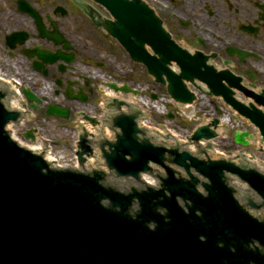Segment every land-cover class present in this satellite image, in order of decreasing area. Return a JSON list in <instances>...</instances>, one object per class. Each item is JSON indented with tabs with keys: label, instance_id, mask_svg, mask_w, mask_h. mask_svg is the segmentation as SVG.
I'll use <instances>...</instances> for the list:
<instances>
[{
	"label": "water",
	"instance_id": "1",
	"mask_svg": "<svg viewBox=\"0 0 264 264\" xmlns=\"http://www.w3.org/2000/svg\"><path fill=\"white\" fill-rule=\"evenodd\" d=\"M110 10L116 22L104 29L156 82L166 83L172 99L191 103L195 96L184 80L205 82L213 95L248 118L264 141V112L257 107H264V90L240 87L255 103L243 104L221 85L225 79L238 88L233 77L217 73L201 53L191 55L175 44L142 2L112 0ZM32 56L43 63L72 60V54L59 52L35 51ZM172 61L178 73L168 67ZM6 92L0 89V264H264V172L245 160L209 157L208 140L216 136L209 125L190 135L193 151L177 139L171 144L152 140L138 126V112L118 111L108 121L114 138L94 141L101 149V165L57 169L9 136L5 126L17 122L20 114L2 103ZM24 93L36 100L30 90ZM121 104L113 99L110 106ZM46 113L69 116L64 108L51 105ZM210 124L216 127L218 120ZM246 135L252 138L236 132L234 141L247 145ZM23 136L34 138L30 130ZM79 138L76 154L82 167L93 151L86 132ZM45 139L59 146V139ZM201 139L207 143L199 144ZM142 173L151 174L158 185L134 184L132 180L142 183ZM109 178L127 179L126 190ZM234 179L250 191L234 185Z\"/></svg>",
	"mask_w": 264,
	"mask_h": 264
},
{
	"label": "flooded vegetation",
	"instance_id": "2",
	"mask_svg": "<svg viewBox=\"0 0 264 264\" xmlns=\"http://www.w3.org/2000/svg\"><path fill=\"white\" fill-rule=\"evenodd\" d=\"M142 1L153 10L174 41L189 50L207 54L211 64L228 68L244 85H264V0ZM105 2L111 5L112 0ZM26 9L38 13L46 31L52 23L57 25L72 44L74 61L77 56L85 58L83 66L68 64L63 74L56 66L47 67L45 78L52 84L53 92L57 90L56 80L60 77L63 90L68 82L79 86V93L87 99L84 107L96 105L100 99L99 82L90 79L91 68L107 73L120 65V52L113 48L115 42L105 34L93 33L92 19L84 16V12H97L93 17L96 22L111 19L104 4L99 0H0V69L24 82L31 74L40 77L33 70L26 50L34 46L49 50L58 47L39 37L36 23L24 12ZM64 17L71 21L74 29L66 25ZM77 22L83 25L80 27ZM12 31H25L28 35L26 42L15 49L6 45V37ZM92 52L98 59L91 58ZM35 84L41 86L37 81ZM74 102L79 104L78 100Z\"/></svg>",
	"mask_w": 264,
	"mask_h": 264
},
{
	"label": "rangeland",
	"instance_id": "3",
	"mask_svg": "<svg viewBox=\"0 0 264 264\" xmlns=\"http://www.w3.org/2000/svg\"><path fill=\"white\" fill-rule=\"evenodd\" d=\"M75 15V13H74ZM65 22L67 23L68 27H71L74 29V26H71V21L68 20L67 17H64ZM77 24L81 27L83 24L77 22ZM85 29V28H84ZM88 32V31H87ZM93 32V30H92ZM95 33V31L93 32ZM114 48L116 46L114 45ZM121 66L124 67L125 70L130 71L131 67H133V64L130 61H127L125 57H121ZM0 62H2V59H0ZM136 72L134 82L131 80V78H127V82L131 87L137 86V89L141 91L142 98H149L153 92H156L159 96L165 97V89L162 86L155 85L152 82V78L147 75V73L143 70V68L139 65H135ZM100 72V71H97ZM112 79V78H110ZM36 80V78H35ZM122 82V81H119ZM124 82V81H123ZM138 82V83H136ZM37 83L44 88H42V92L48 93L50 95L51 93V84L47 81H44V79L38 78ZM264 87V85H261ZM200 94V93H199ZM200 98L197 102L194 103L192 112L190 114L186 113L181 106L171 103V102H164L163 100H160L162 104L165 106V112L163 113L156 112V110L152 109V118L154 120L153 123H161L163 124V128L170 129V132L175 134L176 136L184 137L188 135V133L198 124L204 123L206 119L210 116L215 114V110L217 109V106L220 105L217 99L210 98L209 101L206 97L203 95H199ZM202 97V98H201ZM60 102L63 104H66L65 99H60ZM92 108V107H91ZM88 107L89 110H93ZM221 108V107H220ZM221 112V111H220ZM228 110L222 111V114L227 113ZM74 111L72 110V114L69 120L66 119H59L54 117H43V114L41 111L37 110L34 111L35 116L29 117L30 119L26 122V127H37L38 128V135L40 138H48V139H59V146H52V153L53 155H59L61 154L64 156L65 160H70L72 158L71 149L74 144L75 140V130L77 127V122L81 119L76 118L73 116ZM168 113H172V117H168ZM154 114V115H153ZM235 118H237L235 116ZM237 121V120H235ZM234 129L241 126L244 127V123H240V125L237 126V123H234ZM25 126H22L19 129H14V133L17 137H20L22 134V131L25 129ZM13 129V127L11 128ZM227 138H222V142H226L225 144L228 147V151L232 152L235 151V149L239 148V146H236L230 142V138H232V133H225ZM255 137V135H254ZM256 140H253L251 144L247 147V150L252 151L253 153V159L257 161V164L260 165L261 161H264V153H258L256 151ZM222 147V145H220ZM226 147V148H227ZM222 149H225L222 147Z\"/></svg>",
	"mask_w": 264,
	"mask_h": 264
},
{
	"label": "bare ground",
	"instance_id": "4",
	"mask_svg": "<svg viewBox=\"0 0 264 264\" xmlns=\"http://www.w3.org/2000/svg\"><path fill=\"white\" fill-rule=\"evenodd\" d=\"M210 62V61H209ZM174 69V68H173ZM176 72H178V69H174ZM17 92V91H16ZM110 93H112V94H116L117 92H112V90H110ZM17 96H18V99L17 100H12V107H16V106H18V105H20V102L22 101V95H21V92H17ZM128 97V99H131V100H133V96L131 95V94H128L127 95ZM248 100H250V101H252V99L251 98H248ZM248 100H247V102H248ZM145 103H146V101H144ZM182 105V109L186 112V113H188V114H190L191 112H192V108H193V105H194V103L193 102H191V103H182L181 104ZM223 122L225 123V119L223 120ZM85 124L86 125H88V123L87 122H85ZM10 127V126H9ZM220 134L221 133H223L224 132V129L222 128V127H219L218 128V130H217ZM77 133V132H76ZM15 137H16V135H15V133L13 134ZM258 135V134H257ZM21 140V139H20ZM260 143L261 144H264V143H262L261 141H260ZM30 146H33V148L34 149H39L40 148V144H31ZM47 156H48V159L49 160H53V158L49 155V153L47 154Z\"/></svg>",
	"mask_w": 264,
	"mask_h": 264
}]
</instances>
